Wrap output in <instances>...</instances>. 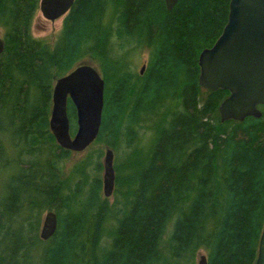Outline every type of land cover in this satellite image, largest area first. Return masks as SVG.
Masks as SVG:
<instances>
[{"label":"trees","instance_id":"trees-1","mask_svg":"<svg viewBox=\"0 0 264 264\" xmlns=\"http://www.w3.org/2000/svg\"><path fill=\"white\" fill-rule=\"evenodd\" d=\"M39 2L0 0V155L7 146L17 151L0 198V264H197L201 252L208 264H255L264 228V105L261 118L222 122L229 92L200 97L199 56L221 35L230 0H178L172 10L165 0H75L52 48L32 33ZM127 47L148 50L143 75L131 71ZM89 59L105 81L94 142L114 135L126 148L114 160L112 204L89 155L65 174L73 152L49 128L55 80ZM68 116L74 134L70 99ZM147 122L153 134L137 144ZM46 209L58 225L42 240Z\"/></svg>","mask_w":264,"mask_h":264},{"label":"water","instance_id":"water-1","mask_svg":"<svg viewBox=\"0 0 264 264\" xmlns=\"http://www.w3.org/2000/svg\"><path fill=\"white\" fill-rule=\"evenodd\" d=\"M75 0H40L39 10L48 20L64 17ZM178 0H165L172 10ZM6 42L0 36V56ZM199 84L210 91L227 90L221 102V121H243L247 117L261 118L264 105V0H230L228 21L213 46L199 56ZM145 64L141 68V73ZM74 104L77 128L71 133L68 100ZM105 104V81L99 69L89 62H80L53 85L49 128L60 147L83 152L96 140ZM114 151L107 148L104 157L103 192L114 194L116 174ZM57 213L48 210L40 229V238L48 240L56 232ZM197 264H208L200 253ZM255 264H264V228L261 233Z\"/></svg>","mask_w":264,"mask_h":264},{"label":"rangeland","instance_id":"rangeland-1","mask_svg":"<svg viewBox=\"0 0 264 264\" xmlns=\"http://www.w3.org/2000/svg\"><path fill=\"white\" fill-rule=\"evenodd\" d=\"M63 20L64 17H61L59 19L56 20H48L46 19L41 11L38 9L34 19H33V23H32V33L33 36L42 40L45 44V46L52 48L53 45L55 44L61 30H62V26H63ZM0 36L3 37V33L0 31ZM128 51V56H127V60L130 61V69L132 72H135L138 75H143L141 73V68L144 66V64L147 63L148 61V56H149V52L148 50L145 49H135L132 47H127L124 49V52ZM84 62H89L91 64H94L100 71L102 77H104V72L103 70L100 68V65L98 62H95L93 60H85ZM206 89L202 88V93H201V101H204V98L206 97ZM219 116L221 119V115L219 112ZM145 122H142V125H144ZM146 127H139L138 130V143H146L149 139V136H151L153 134V132L151 133L150 130L148 129V125H150L149 122L146 123ZM114 136V135H113ZM113 136L111 137H107V141L110 143H114L117 142L118 144V150L113 149L111 147V145L107 142H94L92 143V145H90L89 148H87L85 151L83 152H73L70 157L68 159H66L64 161V172L65 174H68L71 170V168L73 167V165L75 163H77L78 161L82 160L83 158L87 157L88 155L90 156V160L92 162L91 166H90V171L91 173H93L94 175H98L101 177V179H103V173H104V168H103V163H104V157H105V153L107 148H111L114 151L115 157L114 160L117 162L118 160L120 161V159H122L125 156V152H126V148H125V144L123 143V141L121 140V142L119 143V138L117 140V138H114ZM122 143V144H121ZM8 148H5V151L2 155H0V198L2 196H6V192H7V184L9 182V177L11 174V171L14 169V166L12 165L13 161L16 159L17 157V151L14 150L12 147L10 148V146H7ZM114 161V163H115ZM97 162H100L102 164V169L100 171H97L95 169V165L97 164ZM7 164H9V168H5L4 166H6ZM102 198L104 200H107L109 202V204L114 203L115 201H117V199L119 198V195L117 194H113L111 197L107 198L104 196V192H103V187H102ZM50 209H46L42 212L41 214V220H40V229L41 226L43 224V220H44V216L47 213V211ZM203 253V252H201Z\"/></svg>","mask_w":264,"mask_h":264},{"label":"flooded vegetation","instance_id":"flooded-vegetation-1","mask_svg":"<svg viewBox=\"0 0 264 264\" xmlns=\"http://www.w3.org/2000/svg\"><path fill=\"white\" fill-rule=\"evenodd\" d=\"M60 146V145H59Z\"/></svg>","mask_w":264,"mask_h":264}]
</instances>
